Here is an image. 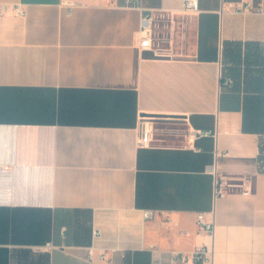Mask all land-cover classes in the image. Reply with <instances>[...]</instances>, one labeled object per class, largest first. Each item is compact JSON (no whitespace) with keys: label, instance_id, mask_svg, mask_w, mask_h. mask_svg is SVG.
Instances as JSON below:
<instances>
[{"label":"crops","instance_id":"1","mask_svg":"<svg viewBox=\"0 0 264 264\" xmlns=\"http://www.w3.org/2000/svg\"><path fill=\"white\" fill-rule=\"evenodd\" d=\"M182 1L0 0L25 8L0 17V264H264V11ZM219 174L252 190L216 197Z\"/></svg>","mask_w":264,"mask_h":264},{"label":"built area","instance_id":"2","mask_svg":"<svg viewBox=\"0 0 264 264\" xmlns=\"http://www.w3.org/2000/svg\"><path fill=\"white\" fill-rule=\"evenodd\" d=\"M138 1V0H127V2ZM223 8L227 7L228 10H251L254 12H263L262 5H254L251 2L246 4L237 3L232 0H223ZM142 23L138 36L139 47L142 50L152 51L160 56H164L160 48L157 47L156 41V17L152 9L142 8ZM199 11V0H183L182 6L178 10V13L182 15H194ZM25 8L22 4H0V17L5 14H24ZM174 14V11L162 10L160 17L170 18ZM170 54V53H168ZM157 127L155 126V121L146 115H142L141 118V137L139 139V144L141 146H149L151 142L156 138ZM208 131H189L188 135L191 138H197L198 136L208 134ZM214 169V166H211ZM253 187V180L251 177H246L242 175H231V174H219L216 178V188L215 196H225L231 189L242 188L244 191H251ZM146 218H152V210L145 211ZM197 225L200 230L212 233L215 228L214 219H207L204 212H200L197 215ZM97 233V232H96ZM47 245H52L48 242ZM93 254V249H90V255ZM214 250L213 247L208 244L198 245L190 252H184L180 250L172 251V261L171 264H206L208 261H213Z\"/></svg>","mask_w":264,"mask_h":264},{"label":"rangeland","instance_id":"3","mask_svg":"<svg viewBox=\"0 0 264 264\" xmlns=\"http://www.w3.org/2000/svg\"><path fill=\"white\" fill-rule=\"evenodd\" d=\"M150 118V117H149Z\"/></svg>","mask_w":264,"mask_h":264}]
</instances>
